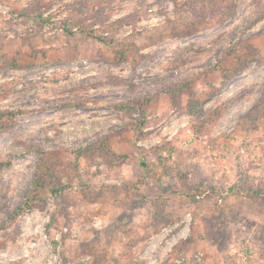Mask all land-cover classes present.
Here are the masks:
<instances>
[{"label": "rangeland", "instance_id": "rangeland-1", "mask_svg": "<svg viewBox=\"0 0 264 264\" xmlns=\"http://www.w3.org/2000/svg\"><path fill=\"white\" fill-rule=\"evenodd\" d=\"M190 1L0 0V264H264V0Z\"/></svg>", "mask_w": 264, "mask_h": 264}, {"label": "trees", "instance_id": "trees-1", "mask_svg": "<svg viewBox=\"0 0 264 264\" xmlns=\"http://www.w3.org/2000/svg\"><path fill=\"white\" fill-rule=\"evenodd\" d=\"M170 1L172 3H176L177 0H170ZM206 2H209L211 4H217L216 0H201L199 2L197 0H191L187 4H189L192 7H186L185 6V8H186L187 12L189 11L187 8H189L193 11L199 10V9H202V6H204ZM24 16L26 18L30 17V15L28 13H24ZM85 33H87L89 36L93 37V34L91 32L85 31ZM94 38L97 41H100L101 43H107L99 36H97V37L94 36ZM181 88H182V86H181ZM95 145L96 144H89V145L85 146L84 148L79 149L76 153V158L79 159V158L88 157V155L90 154L94 158L100 157L102 159V161L105 162L106 164H111L115 161L114 158H116L117 156H115L113 152L107 151L104 147H100V146L96 147ZM64 190H65V187L57 181V179L54 177L53 173L48 168L44 167L42 172L37 173L34 176L32 188L29 191L25 201L17 209L14 216H18V215L32 209L33 204L37 201H40V199L42 197V193L49 192V193L59 194Z\"/></svg>", "mask_w": 264, "mask_h": 264}]
</instances>
